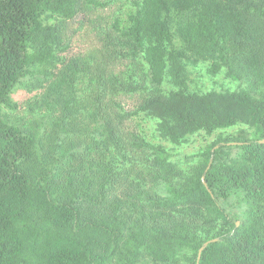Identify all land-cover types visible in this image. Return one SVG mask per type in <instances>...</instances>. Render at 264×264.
Here are the masks:
<instances>
[{
	"label": "trees",
	"instance_id": "trees-1",
	"mask_svg": "<svg viewBox=\"0 0 264 264\" xmlns=\"http://www.w3.org/2000/svg\"><path fill=\"white\" fill-rule=\"evenodd\" d=\"M263 139L264 0H0V264H264Z\"/></svg>",
	"mask_w": 264,
	"mask_h": 264
},
{
	"label": "rangeland",
	"instance_id": "rangeland-1",
	"mask_svg": "<svg viewBox=\"0 0 264 264\" xmlns=\"http://www.w3.org/2000/svg\"><path fill=\"white\" fill-rule=\"evenodd\" d=\"M130 8L131 6L128 7L129 10ZM183 67L184 68L176 69L177 72L175 73L176 82L178 86L183 89L223 92L225 90H234L237 88V82L227 80L222 74H209L205 65ZM23 97L24 95L22 92H17L13 95L14 99H22ZM144 128H146L148 134H151L152 124H150V122H147ZM253 135L252 128L245 125H235L211 133H207L203 130L192 131L187 133L183 141L178 144L159 137L154 139V141L171 156V159H182L184 163L188 161V163H186L187 166L192 167L202 164L203 161L199 158V155L213 145L215 146L220 137L225 140H233L227 143L230 145L234 143L236 139H252L254 137ZM210 160L212 161V159ZM220 204L227 210L233 220L238 218L239 209L234 198H229L226 202L220 200Z\"/></svg>",
	"mask_w": 264,
	"mask_h": 264
},
{
	"label": "water",
	"instance_id": "water-1",
	"mask_svg": "<svg viewBox=\"0 0 264 264\" xmlns=\"http://www.w3.org/2000/svg\"><path fill=\"white\" fill-rule=\"evenodd\" d=\"M261 142H264V139L261 140ZM232 144H237V143L234 142V143H232ZM210 163H211V160H210V162H209V165H210ZM206 187H207V185H206ZM215 240H216V239L208 240V241H206V242L200 247V249H199V251H198V255H197V260L200 259L201 252L203 251V249H205V247H206L209 243H211L212 241H215Z\"/></svg>",
	"mask_w": 264,
	"mask_h": 264
}]
</instances>
